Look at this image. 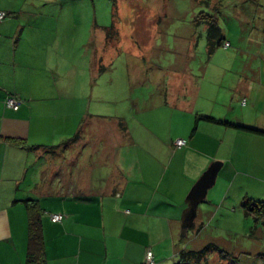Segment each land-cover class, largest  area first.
Returning <instances> with one entry per match:
<instances>
[{
  "label": "crops",
  "instance_id": "1",
  "mask_svg": "<svg viewBox=\"0 0 264 264\" xmlns=\"http://www.w3.org/2000/svg\"><path fill=\"white\" fill-rule=\"evenodd\" d=\"M126 1L0 0V10L7 12L0 20V264H26L25 200L30 198L39 199L45 209L47 264H145L149 249L156 264L171 255L172 264L178 263L181 250L205 251L201 263L213 254L222 264H264V223L243 207L249 199L264 200V134L198 118L208 115L264 130L263 34L240 49L244 67L232 76L231 91L223 98L220 92H208L205 83L219 48L202 75L195 74L191 62L159 63L152 76L163 83V100L152 107H142L138 100L125 115L136 112L139 132L147 131V119L161 136L149 134L138 141L126 116L98 114L89 100L101 101L97 84L101 90L104 74L114 71L122 29L115 19L155 14L146 9V0H140L142 11L127 9ZM116 3L124 9H116ZM133 34L120 38L132 39L126 40L131 44ZM230 46L225 53L230 54ZM223 64L234 65V60ZM146 68L128 64L125 82L133 87L150 81ZM220 79L214 75L211 81ZM8 95L21 99L19 109L7 107ZM103 129L106 138L89 137ZM77 133L80 138L68 143ZM181 137L188 143L176 147ZM16 139L60 145L61 153L40 158ZM214 161L223 163L215 185L183 235L188 196ZM56 212L65 213L62 221L51 219ZM217 218L231 224L249 220L237 245L206 233Z\"/></svg>",
  "mask_w": 264,
  "mask_h": 264
},
{
  "label": "rangeland",
  "instance_id": "2",
  "mask_svg": "<svg viewBox=\"0 0 264 264\" xmlns=\"http://www.w3.org/2000/svg\"><path fill=\"white\" fill-rule=\"evenodd\" d=\"M125 5L129 10L136 9L137 11H142L144 9L141 8L140 0H129L125 2ZM118 6L119 4L116 3V9ZM145 6L146 9H152L155 14L148 15L145 13L135 17L134 15L120 17V15L115 19L119 24V29L122 28L119 30V36H128L127 38H129L132 32H134V42L128 44L126 40L132 41V39L122 41L118 37L117 42L121 44L117 52V60L113 65L114 71L112 74H104L101 90H99L100 86L97 84V91H99L101 101H97V99H93L92 101L89 99L92 106L95 104V109L99 110V112L95 111L98 114H120L122 117L123 115L126 116L128 123L131 124L133 135L138 141L148 137L149 134L155 135L156 137L161 136L158 133L162 131L154 129L153 125L147 119V125L144 127L147 131L143 132L140 130L139 132L138 122L140 116L136 112L125 115L130 107H133L132 105L136 104L138 100L143 105L142 107H152L153 105L161 103L163 100V93L165 92L163 83L158 81L157 76H152L158 70V64L160 63V66L178 65L186 61L192 63L191 65L195 69V74L202 75L204 72L203 66L206 65L209 58L206 49L208 42L207 29L204 22H202L205 19L204 17L215 16L225 32L227 40L232 43V46L229 47V53L231 55L225 53L228 48L225 44L227 41L224 43L225 45L222 44L218 47L219 51L211 58L212 64L210 69L212 70L208 72L205 82L207 84V91L213 92L214 90L220 92L221 98L231 91L232 76L235 77L237 72L244 67L241 64V53L243 52L240 49L245 48L244 46L252 43V41H256L257 38L253 36H258L259 34H263L264 36V26H260L264 20V0H146ZM118 9L123 10L124 7L120 5ZM140 25L144 27V33L142 35ZM132 29L133 31L130 32ZM122 30L125 31L124 34L121 32ZM141 36L143 37L142 39L140 38ZM194 38L195 40H193ZM147 43L150 44L148 50L145 47ZM136 48L137 50L135 51ZM87 52H91V50H87ZM149 60L150 62L148 63ZM233 60L234 65L223 64L224 62H232ZM141 63L148 65L146 73L150 76V81L135 83L131 87V83L125 82L124 80V75H127L126 69L128 64ZM213 64L219 65L220 68L212 66ZM222 65L228 66L229 70L221 68ZM214 75H218L221 78V82H218L219 84L211 81ZM110 78H113V82L110 81ZM153 79H157V81H153ZM107 88L114 89L116 92H110ZM132 92L133 97L131 96ZM250 102L251 100L243 104L250 105ZM261 107L262 109L264 108V100H261ZM98 135L91 134L89 137H97L98 139L106 138L108 131L103 129L100 135ZM70 161L71 158L64 163L65 167L70 166ZM58 165L60 166L61 164L58 163ZM46 170L48 169L45 165L43 171ZM59 173L61 176V172ZM262 178L264 180V177ZM48 197H43L42 201L44 202ZM245 222L244 224L242 218H240L239 221L237 219L234 224H231L225 219L220 220L217 218L212 224L207 226L206 233H210L215 239H229L237 245L238 241L243 239L242 234L246 227L249 226V220ZM230 232H234L236 235L232 236L229 234ZM190 234H192V230ZM193 241L192 239L190 240L192 243L189 242V247H193L195 244ZM170 257L165 259L166 262L162 264H169L170 260V264H172L173 257ZM201 264L222 263L219 255L214 256L212 254V257L207 262H202Z\"/></svg>",
  "mask_w": 264,
  "mask_h": 264
},
{
  "label": "trees",
  "instance_id": "3",
  "mask_svg": "<svg viewBox=\"0 0 264 264\" xmlns=\"http://www.w3.org/2000/svg\"><path fill=\"white\" fill-rule=\"evenodd\" d=\"M206 1V0H205ZM202 21L208 25L207 35V53L211 57L215 50L226 42V37L222 27L220 26L217 18L215 16H206ZM204 118L209 121L216 123L225 124L227 126H233L236 128H243L253 132H258L264 134V130L256 129L253 127L237 124L230 122L228 120L208 116L199 115L198 117ZM120 126H125V120L123 118L119 119ZM80 138V133H77L67 142H75ZM15 143L21 147L28 148L41 156L43 158L48 155H54L61 153L60 145H28L23 139L14 140ZM26 206L28 209L29 216V240H28V255L26 264H47V256L45 249V238H44V227L43 218L45 209L42 206L39 199L30 198L26 199ZM243 207L248 215L253 216L255 221L264 223V200H253L249 199L244 202ZM192 250H181L179 252V262L176 264H200L201 257L204 255L205 251L197 253L196 255L192 253ZM194 254L195 261L192 259L191 255Z\"/></svg>",
  "mask_w": 264,
  "mask_h": 264
},
{
  "label": "water",
  "instance_id": "4",
  "mask_svg": "<svg viewBox=\"0 0 264 264\" xmlns=\"http://www.w3.org/2000/svg\"><path fill=\"white\" fill-rule=\"evenodd\" d=\"M222 164L221 161H214L190 192L187 199L189 205L182 217L183 235H186L194 224L198 215L199 204L206 199L209 189L215 185Z\"/></svg>",
  "mask_w": 264,
  "mask_h": 264
},
{
  "label": "built area",
  "instance_id": "5",
  "mask_svg": "<svg viewBox=\"0 0 264 264\" xmlns=\"http://www.w3.org/2000/svg\"><path fill=\"white\" fill-rule=\"evenodd\" d=\"M6 16H7V12L0 10V20L4 19ZM225 44L226 46H229L230 42L227 41ZM244 100L246 101V99ZM21 102H22L21 99H19L15 95H8L5 100L7 107L13 108V109H19ZM187 143H188V139L181 137V138H177L174 144L176 147H183L187 145ZM64 217H65V213L63 212H56V213L51 214V219L54 222L62 221ZM145 264H156L155 255L152 249H149L147 251Z\"/></svg>",
  "mask_w": 264,
  "mask_h": 264
}]
</instances>
